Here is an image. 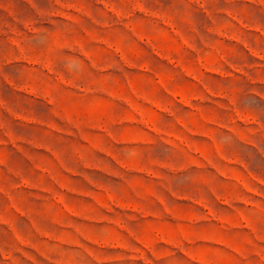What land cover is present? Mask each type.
Instances as JSON below:
<instances>
[{
	"label": "rangeland",
	"instance_id": "374dc122",
	"mask_svg": "<svg viewBox=\"0 0 264 264\" xmlns=\"http://www.w3.org/2000/svg\"><path fill=\"white\" fill-rule=\"evenodd\" d=\"M0 264H264V0H0Z\"/></svg>",
	"mask_w": 264,
	"mask_h": 264
}]
</instances>
